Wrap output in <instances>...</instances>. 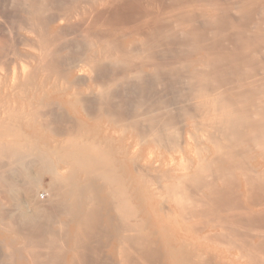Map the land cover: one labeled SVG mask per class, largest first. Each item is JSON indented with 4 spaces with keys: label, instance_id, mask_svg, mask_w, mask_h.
Returning a JSON list of instances; mask_svg holds the SVG:
<instances>
[{
    "label": "bare ground",
    "instance_id": "obj_1",
    "mask_svg": "<svg viewBox=\"0 0 264 264\" xmlns=\"http://www.w3.org/2000/svg\"><path fill=\"white\" fill-rule=\"evenodd\" d=\"M163 72L188 86L182 142L169 135L179 113L162 108ZM64 117L76 126L54 125ZM168 142L178 156L153 152ZM31 167L48 176L47 208L30 197ZM262 178L264 0H0V264H233L207 234L186 241L187 217L220 181L239 203ZM221 215L201 227L228 231Z\"/></svg>",
    "mask_w": 264,
    "mask_h": 264
},
{
    "label": "rangeland",
    "instance_id": "obj_2",
    "mask_svg": "<svg viewBox=\"0 0 264 264\" xmlns=\"http://www.w3.org/2000/svg\"><path fill=\"white\" fill-rule=\"evenodd\" d=\"M162 2L163 3H167V0H162ZM182 72V71H181ZM181 72H180V74H181ZM167 74V73H166ZM172 75H173V73H171ZM169 75L170 77H174L173 79H175V82H172V78L170 79L171 80V82L169 81V79H167V78H165L166 77V75H165V73L163 72V74H161L162 76H160L161 77V80H162V82H163V80L164 81H166V79L169 81V82H164V83H162L161 82V80L159 81V84L161 85H164L165 83V86L163 87V86H159L158 88H159V92L160 91H164V89H165V91L163 92V93H161L160 92V95H161V97L162 96H164V93H166L165 94V98L164 97H162L161 99L163 100V99H166L167 98V100H168V104H167V101L165 100V102H163L162 104H164V106L166 105H168L167 107L165 106V107H162V108H168L167 110H169V111H166L165 109V112L167 113V115L169 114V116H173L174 115V113L176 114V113H179L178 114V118H180L179 119V121L183 118V117H179L180 116V107H184V105H182L181 106V103H183L184 104V102H182L185 98H183V96L186 94L187 96H188V94H187V92H188V86H187V84H185L186 82H183L185 79L187 80V74H185L186 75V77H185V75L183 74V72H182V74L184 75L183 76V81L181 80V78L180 77H178V76H180V74L177 76L176 74H174L173 76L172 75ZM181 74V75H182ZM169 76H168V78H169ZM182 77V76H181ZM185 77V78H184ZM165 78V79H164ZM180 80H179V79ZM178 79V81L180 82H176V80ZM185 80V81H186ZM174 81V80H173ZM182 81V82H181ZM167 83H169V86L167 85ZM172 83H175V85H179V84H181L182 86L183 85H185V87L187 86V88L185 89V87H182L181 85V89H182V91H186V92H180V94H178V92L176 91V89L178 88V86H176V89H175V91L177 92V94H175L173 91H174V89L172 88L173 86H174V88H175V85H173ZM178 83V84H177ZM187 83H188V80H187ZM170 84H171V86H170ZM167 86V87H166ZM163 87V88H162ZM168 87H170V89L168 88ZM169 89V92H171V93H169L168 92V89ZM171 88H172V91H171ZM181 89H180V91H181ZM175 94H173V93ZM171 95H169V94ZM184 93V94H183ZM189 93V92H188ZM167 94H168V97H167ZM181 94H183V95H181ZM186 95L184 96V97H186ZM181 96V98L179 99L178 97H180ZM170 97V98H169ZM173 97H177V98H175L174 100H173ZM172 98V99H171ZM161 100V101H162ZM178 101L176 104H177V107H175L176 106V104H172V106H174L175 107V109H173L172 108V106H171V104H170V106H169V103H171V102H173V101ZM164 101V100H163ZM175 101V102H176ZM181 101V102H180ZM90 104H91V106L92 105H94L95 103H92V102H89V103H87L86 104V106L85 107H89L90 106ZM90 106V107H91ZM178 106H180V107H178ZM94 108H95V106H93V108L91 107V110H90V108H87L88 109V111H93L94 110ZM171 108H172V110H171ZM186 108H187V110H189L188 109V107L186 106ZM83 109H85L84 107H83ZM87 109H86V111H87ZM176 109H179V110H176ZM179 111V112H176V111ZM172 111V112H171ZM175 111V112H174ZM165 113V114H166ZM173 113V114H172ZM164 114V112L162 111V116H164L163 118H165L166 120H168L167 119V117L169 118V116H167V115H165ZM176 116V117H175ZM170 117V118H171ZM176 119L177 118V115H174L171 119H169L170 121H168L167 123H170L169 125L171 126V125H175L176 127V129L178 130V128L180 127V126H182V120H181V123L179 122V125H177V123H178V121L177 122H173V121H175L174 119ZM178 118L176 119V120H178ZM67 117L65 118L64 117V120L63 119H61V121L59 120L58 121V123L56 122L54 125H56L57 124V126H58V128H63V127H71V125L72 124H77V122L75 121V120H73L72 119V124H71V119L69 120V119H67ZM173 120V121H172ZM69 122V123H68ZM68 123V124H67ZM69 125V126H68ZM169 125L167 126L168 127V130H169V135L173 132V134H175L174 136H173V134H172V138L173 137H175V136H177V138L175 137L173 140H171V142L173 141V142H175V143H177L176 141H175V139H178V140H181L180 142H182L183 140H184V138H185V134H184V132H183V130H182V127H180L179 128V130L181 131V135H178V134H176V132L174 133V131H176V130H172V127H169ZM57 126H55V127H57ZM60 126V127H59ZM76 126V125H75ZM74 125H72V127H75ZM179 126V127H178ZM178 127V128H177ZM175 128H173V129H175ZM172 131V132H171ZM180 131H177V133L178 132H180ZM194 131V132H193ZM192 132L196 135V137L195 138H200V137H198V136H200V134H199V132H197V131H195V130H192ZM170 138V137H169ZM171 138V139H172ZM170 140V139H169ZM189 141H190V139H189ZM172 142V143H173ZM179 142V143H180ZM191 142H193V141H191ZM203 141H200V145H201V143H202ZM168 143H170V142H168ZM172 144L174 147H171L170 148V146H169V148H168V146H163V147H161V148H156V147H154V146H152L151 144L148 146V147H151L152 149H154L153 150V152H159V150H161L165 155H166V153L167 154H173V155H176V156H178L177 155V149L176 148H178V145L177 144ZM246 142H244V144H245ZM170 145H171V143H170ZM171 145V146H172ZM177 145V146H176ZM165 148V149H164ZM252 148H254L253 150H250V149H252ZM151 149V150H152ZM241 148H237L236 150L237 151H240L241 152V150H240ZM148 149L146 148L144 151H147ZM169 150V151H168ZM172 150H173V152H172ZM191 155L192 156H195V154H194V150H193V147H191ZM249 150H250V152H249ZM246 154L243 156L244 157V160L247 158L248 160H242L244 163L246 162V165L248 164L249 165V163H250V161H252L253 159H252V156H253V154H255L256 153V151H258V149H256L255 147H249V148H247L246 149ZM166 152V153H165ZM143 154V153H142ZM252 155V156H251ZM252 160H251V159ZM243 159V158H242ZM243 162H241V163H243ZM240 163V162H239ZM178 169H180L182 166L181 165H179V164H177V166H176ZM152 176H154L155 178H157V180H158V178L161 180V183H163L164 182V177L163 178H161L160 176V174H164L165 173V170H163V169H158V168H153V167H151L150 169H149V171H148ZM30 173H31V175L32 176H34L35 178H36V185H35V188L32 190V192H31V194H30V197L32 198V202H35L36 203V205H38V206H46V207H44V208H47V203L46 202H40V201H46L47 200V191H48V182H49V179H48V176L46 175V174H43V173H40L39 172V169L38 168H36V167H31V169H30ZM156 174V175H155ZM163 174H162V176H163ZM157 175L159 176V177H157ZM263 179V180H262ZM261 180L260 179H258V180H255V181H253V182H250L249 184H248V186H247V189H246V197L244 198V202H242V199H240V201L241 202H239L238 203V199L240 198L239 197V195L237 196V187H236V185L235 184H233L232 182L233 181H229V179H227V180H224V181H220L219 183H218V185H216L215 187H212V190L210 191V193H209V195L206 197V200L204 199V202L202 201V205L201 204H199V206L197 205V207H196V209L198 208L199 210H196L198 213L196 214V213H194V214H196V215H193V216H196V218H197V221H199L198 223L199 224H196L197 223V221H191V220H193V219H196V218H194L193 216H192V219H191V217H187V218H189V220H190V222H192V224H193V228H192V233H191V235L194 237V240H193V238H191L190 239V237L186 240L187 242H189V243H194V242H196L195 241V237H197L198 235H200V236H202L203 237V235H208V236H206V239H204V241L206 240V244L209 246V247H211V248H218V249H220V250H222L223 252H224V254L222 255V259L224 260V261H230L231 263L233 262V264H234V261H235V264H249V262H248V260L245 258V259H243L244 257H243V255L245 254V250H243V251H241L239 248L240 247H242V244H240L241 242L242 243H244V245L245 244H250L251 242H253V245H254V247H253V249H255V251H254V254L253 255H256V254H258L257 256H254V257H258L259 255H261V256H259V257H262V260L264 259V234L261 232H258L259 230H263L264 231V209L262 208V207H264V178H262ZM40 181V182H39ZM159 181V180H158ZM226 181V182H225ZM160 182V181H159ZM222 182V183H221ZM235 187H234V186ZM214 188V189H213ZM234 189L236 190V191H234ZM161 194V196H163L164 194H162V193H160ZM161 196H159V200H160V202H162V201H165V202H162V204L163 205H171V206H173V208L175 207L176 208V204L173 202L172 203V201L170 200V198H168L167 196H164V197H162V198H160ZM237 197V198H236ZM241 203H242V205H241ZM250 203V204H249ZM175 204V205H174ZM252 204V205H251ZM235 205H236V207L237 208H235ZM237 205H239V206H237ZM240 206H242V207H240ZM240 207V208H239ZM254 207H256L255 209H254ZM201 208V209H200ZM210 208V209H209ZM215 208V209H214ZM217 208V209H216ZM245 208H246V210H245ZM249 208H252V209H249ZM259 208V209H258ZM205 211H204V210ZM207 209V210H206ZM234 209H235V211L236 212H241L242 211V209H243V213H245V211H246V213L247 214H243L242 212H241V214H239V216L240 217H236V215L238 214H236V212L234 211ZM239 211H238V210ZM247 209H248V211L250 212H247ZM258 209V210H257ZM209 210V211H208ZM245 210V211H244ZM201 211V212H200ZM207 211V212H206ZM213 211H214V213H213ZM216 211V212H215ZM229 211H234L235 212V215H234V213L233 212H229ZM204 212H206V213H204ZM224 212H226V213H224ZM200 213H202V214H200ZM211 213V214H210ZM224 214L223 216H227L228 215V217L230 218V214L232 215V213H233V216H234V218L236 217L237 219L236 220H234L233 218H230L229 220L227 219V217L225 216L224 218L225 219H227V220H225V223H223L224 225V229L226 228V229H228V231L229 232H231L232 234L233 233H235V235L233 236V235H230V233L228 232V231H226V232H221V233H219V232H215V233H213V232H210L209 230H207V229H204V227H201L202 225L203 226H205V225H207L209 222H211V221H213L214 223L215 222H221V221H219L218 220V218H219V216H220V214ZM198 215V216H197ZM206 215V216H205ZM214 215H215V219L213 218L214 217ZM219 215V216H218ZM211 216V217H210ZM213 216V217H212ZM222 216V215H221ZM222 216V217H223ZM232 216V217H233ZM199 217H200V219H199ZM206 217V218H205ZM213 218V219H212ZM206 219V221H204ZM229 221V222H228ZM205 223V225H204V223ZM228 223H230V224H228ZM225 226H227V227H225ZM235 226V227H234ZM231 227V228H230ZM197 229H201L200 231L199 230H197ZM231 229V230H230ZM232 229H235V230H232ZM259 229V230H258ZM254 230L255 231H257V232H255L256 234H260V238H258V236L259 235H257L256 237H254L253 235L255 234H253V232H254ZM193 232H196V233H193ZM217 233H219V234H217ZM222 233H225V234H227V236L225 235V234H222ZM242 233V234H241ZM223 236H222V235ZM237 234H238V236H237ZM250 234V235H249ZM219 235V236H218ZM247 235V236H246ZM191 236V237H192ZM224 236H226V237H224ZM233 238H232V237ZM250 236V237H249ZM252 236V237H251ZM262 236V237H261ZM209 237V238H208ZM236 239H240V241L239 240H236ZM244 238V239H243ZM246 238H248V239H246ZM252 238V239H251ZM210 240V241H207V240ZM228 241H226V240ZM233 239V240H232ZM261 239V241H259ZM226 242H225V241ZM230 240H232V242L234 241L235 242V246H238V250H240V253H239V251H237V250H235V246H234V244L232 245L231 243V241ZM245 240H247V241H245ZM250 240V241H249ZM211 241H214L215 243H213V242H211ZM237 241V242H236ZM259 241V242H258ZM247 242V243H246ZM261 242V243H260ZM216 243H218V244H216ZM226 243H228V244H226ZM238 245H237V244ZM212 244H213V246H215V247H213L212 246ZM215 244V245H214ZM221 244V245H220ZM222 244H226L225 246H229V244H230V247L231 248H233V249H231L230 250V248L228 247H226L227 249H225L224 247V245H222ZM240 244V245H239ZM258 244V245H257ZM219 245V246H218ZM243 245V246H244ZM257 245V246H256ZM218 246V247H217ZM234 246V247H233ZM247 246V247H246ZM249 246L248 245H245V248L244 249H246V248H248ZM259 247V248H258ZM257 252V253H256ZM243 255H242V254ZM259 253H262V254H259ZM240 255H242L241 257H240ZM239 257V258H238ZM243 257V258H242ZM204 261L207 263V264H213L212 263V261L211 260H208L207 258L206 259H204ZM211 261V262H210ZM264 261V260H263Z\"/></svg>",
    "mask_w": 264,
    "mask_h": 264
}]
</instances>
